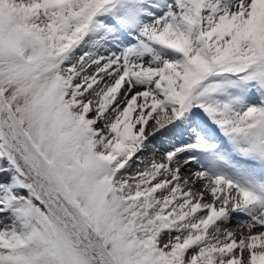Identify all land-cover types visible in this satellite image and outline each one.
Listing matches in <instances>:
<instances>
[{"label":"snow or ice","instance_id":"6c2138e0","mask_svg":"<svg viewBox=\"0 0 264 264\" xmlns=\"http://www.w3.org/2000/svg\"><path fill=\"white\" fill-rule=\"evenodd\" d=\"M0 264H264V0H0Z\"/></svg>","mask_w":264,"mask_h":264}]
</instances>
